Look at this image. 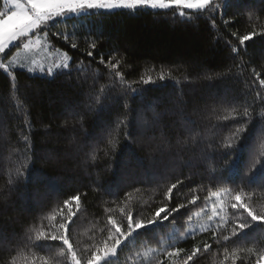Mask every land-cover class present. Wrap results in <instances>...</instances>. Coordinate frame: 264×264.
<instances>
[{
    "label": "trees",
    "instance_id": "trees-1",
    "mask_svg": "<svg viewBox=\"0 0 264 264\" xmlns=\"http://www.w3.org/2000/svg\"><path fill=\"white\" fill-rule=\"evenodd\" d=\"M230 2L223 13L232 21L227 26L220 14L214 24L206 13L193 16L195 10L181 18L177 8L80 16L52 29L75 32L77 49L50 39L73 64L83 61V71L44 77L17 69L13 80L0 69V264H71L62 241L35 239L41 231L59 234L69 211L75 215L66 234L78 258H86L107 239L109 216L126 225L122 208L146 220L158 207L181 203L186 207L169 221L122 242L110 264H177L168 252L183 248L185 255L197 246L195 264H255L264 251L259 226L243 241L213 238L230 235L231 222H239L226 207L235 191L242 189L246 202L264 212V169L257 163H264V101L257 96H264V36L241 47L231 35L264 31V0ZM91 40L105 60L119 53L117 70L126 82L150 76L154 83L134 84L142 90L135 97L123 96L120 86L109 91V69L98 63L99 55H86ZM231 46L241 47L240 54ZM245 107L251 123L242 115ZM125 118L127 126L117 127ZM240 127L245 130L238 133ZM254 164L255 178L241 185ZM177 180L183 183L169 202L165 193ZM217 191L224 192L220 215L226 214L228 230L217 227V217L205 230L181 237L194 214L206 216L212 197H205ZM78 193L79 202L65 205ZM193 194L199 199L189 204ZM205 243L211 245L206 252ZM238 248L254 251L234 257Z\"/></svg>",
    "mask_w": 264,
    "mask_h": 264
},
{
    "label": "snow or ice",
    "instance_id": "snow-or-ice-1",
    "mask_svg": "<svg viewBox=\"0 0 264 264\" xmlns=\"http://www.w3.org/2000/svg\"><path fill=\"white\" fill-rule=\"evenodd\" d=\"M177 5L181 9L195 10L193 16L197 14H208L213 17V23L215 24V15L220 14L224 25L232 23L231 20L223 19V13L227 12L231 7L230 0H221L220 3H216L215 0H3V8L0 9V69H3L13 80L16 79V70L19 68L22 71L36 75H42L44 77H55L57 75H70L72 71L80 72L83 71V61L73 64V57L67 52L62 54V57L58 60H52L51 63L45 65L44 63L37 62L35 60H27L25 62H19L20 53L24 50H31L33 47L43 48L44 44L42 41H46L50 36L62 38L65 44L70 45L71 49H77L78 44L75 42L76 34L62 33L59 31H52L58 24H64L67 20L76 19L80 16H92L96 14L103 15L104 12H112L114 10L128 9L135 12L139 8H151V9H167L171 5ZM180 17L184 19H190L186 17L183 11L180 12ZM74 27V26H73ZM233 37L239 42V46H245V42L250 41L256 35L264 36V31L257 33L250 31L244 35H238L237 32L231 33ZM241 47L231 46V52L239 55ZM12 49H16L14 53ZM98 50V41L91 40L88 42V48L86 50L87 57L95 59V54L99 55L98 63L104 65L109 69L110 75L112 76V87L120 86L121 94L125 97L130 94L135 97L141 93V89L133 87V85L139 84H150L154 83L152 77H140L139 80L133 82H126L125 76L122 72L118 71V67L121 64V60L117 59L119 56L118 52H112L108 55V59L105 60L102 51ZM56 51H59L58 49ZM11 53V58L9 54ZM115 61V62H114ZM26 64L28 65L26 67ZM255 73V69H253ZM259 78V73H255ZM211 78V77H209ZM159 79L163 81L164 75L161 74ZM259 83L264 86V79H260ZM102 93L105 89L102 87L100 90ZM257 96L264 101V96L257 93ZM108 97L105 96L104 99ZM96 103L101 102V97L95 98ZM127 108L128 105L125 104ZM243 117L248 118V123H251V113L249 107H245L243 111ZM264 116V112L261 113ZM120 125L127 126V118L118 123ZM244 127L237 128V132L244 131ZM127 135V134H126ZM116 145L113 143L112 148ZM225 148H231V144H225ZM231 163V162H230ZM260 169H264V163H260ZM257 171L255 164L249 169V172L240 177V184H244L246 181L251 182L255 178V172ZM260 184L264 185V171L259 176ZM183 182L177 180L176 183L171 184L167 188L165 193L166 198L169 202L172 200L173 189H176L179 184ZM239 187V185H237ZM211 197H215L217 200L221 199L220 192H210L209 197H205L208 200ZM199 197L195 194L192 195L188 201L189 204H195ZM250 199V197H249ZM72 201H80V194L71 196L68 200H65V205L70 204ZM125 203H127V197H125ZM186 204L181 203L175 207H171L167 204L158 207L152 213L150 218L145 219H134L132 211H125L123 208L121 211L126 219V225L123 222L118 223L111 216L108 217L110 224L109 234L107 239L103 242L102 246H97L95 251H92L86 258H78L77 253L70 242L69 236L66 234L67 224L72 221V217L75 215L74 212L69 211L66 222L59 225V229L62 231L59 234L52 233L46 234L44 232H38L36 234V241H40L42 238L45 241H62L63 245H66V251L62 254L71 255V264H110L111 258L117 255V248L122 242L128 241L129 238H135L136 235L141 233V230L145 232L149 228H153L157 225H162L165 221H169L170 217H173L174 213H178L180 209L185 208ZM226 207L233 209V216H237L239 222L232 221V227L230 229V235L219 236L214 233L213 238L220 242V237L224 242H228L233 238L243 241L245 237L249 235V232L255 231L254 226H259L261 234L264 236V212H258L254 210L249 202H246L243 195V191H235L234 195L231 196L230 201ZM213 213L208 217V220L214 221L215 218L219 217L220 223L217 227L227 231V224L229 221L225 215H220L223 208H217V203L214 200L212 204ZM246 218L239 219L240 217ZM205 230V229H202ZM108 240L112 243L109 245ZM260 243H264V239H261ZM211 248L210 244L205 243L203 245V251H208ZM199 246L194 247L190 252L185 255H181L185 252L183 248H176L174 251L168 252L169 258H175L177 264H195L197 255L201 252ZM242 251L248 254L253 253L252 248H238L233 252V256L236 257V252ZM258 251V250H257ZM227 258V257H226ZM239 258V257H237ZM264 261V251H259L255 264H261ZM11 264H15V259L12 260ZM47 264V261H45Z\"/></svg>",
    "mask_w": 264,
    "mask_h": 264
},
{
    "label": "rangeland",
    "instance_id": "rangeland-1",
    "mask_svg": "<svg viewBox=\"0 0 264 264\" xmlns=\"http://www.w3.org/2000/svg\"><path fill=\"white\" fill-rule=\"evenodd\" d=\"M173 8H177L180 12L181 11L184 12L185 10H188V9H181L175 4L171 5L167 9H173ZM145 9H151V8H145ZM152 10H161V9H152ZM42 43L44 44L43 48L33 47L31 50L21 51L18 63L19 62H25L27 60H35L37 62L44 63L45 65H47L48 63H51L52 60H54V59L55 60L60 59L64 52H67L71 56V54L66 49L55 46L53 44V42L51 41L50 37L48 40L42 41ZM57 49L59 51H56ZM15 51H16V49H14L11 52L14 53ZM9 58H11V53L9 54ZM27 66L28 65L26 64V67ZM17 69H19V68H17ZM220 193H221V199L217 200L215 197H212L211 203L208 206L209 211L206 214V216H205V211H201L199 213L194 214L191 217L189 225L186 229V232L184 234L180 235L181 237H183L187 234H190L193 231L202 229L203 226H205L209 222L208 217L211 216L213 213V208H212L213 201L214 200L216 201L217 208H220L222 206L224 192H220ZM101 262H100V264H101ZM261 264H264V261H262Z\"/></svg>",
    "mask_w": 264,
    "mask_h": 264
}]
</instances>
